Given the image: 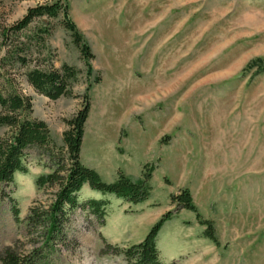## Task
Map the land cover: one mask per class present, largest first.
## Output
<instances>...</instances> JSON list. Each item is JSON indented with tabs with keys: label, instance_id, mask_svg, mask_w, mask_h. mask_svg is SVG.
<instances>
[{
	"label": "rangeland",
	"instance_id": "374dc122",
	"mask_svg": "<svg viewBox=\"0 0 264 264\" xmlns=\"http://www.w3.org/2000/svg\"><path fill=\"white\" fill-rule=\"evenodd\" d=\"M50 1L0 0V26ZM68 5L95 55L92 76L59 17L49 20L52 33L42 54L57 68L67 64L81 71L74 95L51 100L36 92L24 77L34 63L1 66L0 87L9 89L14 81L32 98V117L47 123L57 146L87 94L82 164L106 183L119 173L138 178L152 169V177L150 197L138 204L85 185L80 202L109 201L104 221L75 209L66 226L70 244L57 245L53 264H126L114 249L102 253L103 238L125 250L169 210L178 213L157 236L162 262L264 264V63L248 67L264 62V0H68ZM46 22H35L21 40ZM26 161L28 171L0 187V251L16 242L32 250L24 220L32 205L54 200V188L36 185L52 171L47 154L34 149ZM183 189L213 222L219 245L203 235L206 227L195 212L172 203L171 196ZM2 191L15 200L20 221Z\"/></svg>",
	"mask_w": 264,
	"mask_h": 264
},
{
	"label": "trees",
	"instance_id": "16d2710c",
	"mask_svg": "<svg viewBox=\"0 0 264 264\" xmlns=\"http://www.w3.org/2000/svg\"><path fill=\"white\" fill-rule=\"evenodd\" d=\"M59 17H62V24L71 32L73 42L85 61L87 76L91 77L95 55L70 16L68 0H52L30 7L15 24L0 26V50H5V55L0 56V67L5 64L25 67L34 63V67L27 70L24 77L36 92L51 100L73 96L72 85L81 72L67 64L57 68L42 54L48 47L47 40L52 33L49 20ZM43 19H47V22L35 26L32 35L21 40L25 31ZM263 63V60H256L248 67L261 66ZM100 81L101 77L97 74L94 82ZM90 88L91 84L87 91ZM88 98L86 94L84 107L66 121L67 128L62 135V145L57 146L47 123L32 117V98L23 94L14 81H11L9 89L0 87V131H3L0 135V187L12 184L16 173L25 174L28 171L26 159L30 151L35 149L46 153L53 165L50 173L37 178L36 185L38 189H55L52 203L48 206L40 203L32 205L24 220L27 235L35 245L34 248L26 251L19 242L6 246L0 251L1 264H53V256L58 251L57 245L68 247L70 244L67 243L66 226L71 221L72 212L77 208L89 210L99 220L104 221L109 201L88 198L85 202H80L79 192L85 185L93 192L113 195L133 204L142 203L150 197L152 169L138 178L119 173L114 182L106 183L96 170L82 164L81 148L90 109ZM2 195L10 198L14 217L20 221L15 200L4 191ZM171 201L183 209L195 212L198 223L206 227L203 235L219 245L213 222L201 216L189 189L173 194ZM177 213V210H169L162 214L141 242L132 244L125 250H118L117 246L107 243L103 238L106 248H103L102 253L114 249L122 254L126 264H166L160 259L157 236L164 223Z\"/></svg>",
	"mask_w": 264,
	"mask_h": 264
},
{
	"label": "crops",
	"instance_id": "0c3cea01",
	"mask_svg": "<svg viewBox=\"0 0 264 264\" xmlns=\"http://www.w3.org/2000/svg\"><path fill=\"white\" fill-rule=\"evenodd\" d=\"M192 222H196V221H192ZM190 224H191V222L189 221L187 226H189ZM193 224H194V225H193ZM196 224H197V222H196ZM196 224H195V223H192V226H196V227H197Z\"/></svg>",
	"mask_w": 264,
	"mask_h": 264
}]
</instances>
